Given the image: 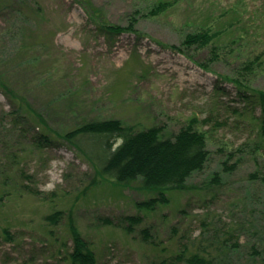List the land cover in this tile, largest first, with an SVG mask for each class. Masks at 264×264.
Here are the masks:
<instances>
[{
	"label": "rangeland",
	"instance_id": "rangeland-1",
	"mask_svg": "<svg viewBox=\"0 0 264 264\" xmlns=\"http://www.w3.org/2000/svg\"><path fill=\"white\" fill-rule=\"evenodd\" d=\"M205 30L212 44L185 48ZM0 79L17 97L0 92V264H71V222L96 264H183L177 255L195 253L264 264V185L252 177L264 172V0H0ZM193 117L210 160L152 211L137 204L155 193L102 177L60 138L104 120L163 126L168 137ZM57 211L55 224L44 219ZM123 216L142 220L127 234Z\"/></svg>",
	"mask_w": 264,
	"mask_h": 264
},
{
	"label": "trees",
	"instance_id": "trees-1",
	"mask_svg": "<svg viewBox=\"0 0 264 264\" xmlns=\"http://www.w3.org/2000/svg\"><path fill=\"white\" fill-rule=\"evenodd\" d=\"M170 5V2L160 3L151 14L158 15ZM130 29L131 26L123 28L103 25L100 27V31L107 35H118ZM215 37L216 33L205 30L197 34H189L183 41V45L185 48L206 47L213 43ZM217 49L215 46L212 47V58L218 57ZM256 59L259 60L258 57ZM255 63V61L244 62L240 71L246 70L247 73H251ZM198 65L201 68H207L206 65ZM229 80L242 85L236 79L230 78ZM0 92L12 103L17 100L15 92L3 79H0ZM240 97L246 102L250 99V96L244 93L240 94ZM256 100L260 107L259 134L264 140V92H256ZM15 107H20V105ZM206 121L203 120L204 123ZM198 124V119L193 117L177 133L164 137L163 126L138 130L134 125L120 120L90 121L76 125L73 129L63 133L60 138L76 148L79 153L86 155L87 161L96 167L102 177H107L122 187L132 182H139L142 189L155 193L153 198L137 204L142 209L152 211L157 205L169 202L167 193L187 190V181L194 173L201 172L210 160L211 151L208 149L207 134L197 128ZM216 125L220 126L221 123L217 122ZM87 144L92 145L93 154L87 151L89 148ZM234 156L231 152L229 160ZM236 165L237 163L229 167L228 161L224 162L223 170L230 172ZM252 177L264 185V172L252 174ZM29 191L37 192L30 189ZM57 215H61V212L57 211L44 219L50 222ZM141 220L140 216H123L118 220L117 225L130 234L133 226ZM56 222L57 220L51 221V224ZM105 223L111 224L112 222L105 220ZM70 232L73 243L69 254L70 263L96 264L94 253L76 230L73 222L70 223ZM4 233L7 231L4 230ZM142 233L143 239L148 240L147 230H142ZM178 257L183 264H212L211 260L198 253L188 257L179 254L176 258Z\"/></svg>",
	"mask_w": 264,
	"mask_h": 264
}]
</instances>
